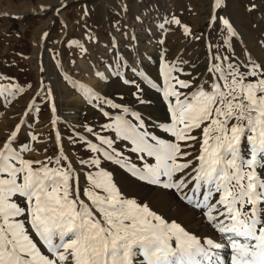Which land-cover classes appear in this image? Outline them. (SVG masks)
<instances>
[{
  "label": "snow or ice",
  "instance_id": "1",
  "mask_svg": "<svg viewBox=\"0 0 264 264\" xmlns=\"http://www.w3.org/2000/svg\"><path fill=\"white\" fill-rule=\"evenodd\" d=\"M223 4L214 0L216 9ZM221 19L225 47L207 45L206 75L186 72L178 58L164 62L162 86L149 81L167 103L169 122L157 125L166 138L149 131L140 114L75 81L73 88L110 121L100 132L113 134L85 125L93 142L75 133L70 142L86 158L74 164L59 132L55 155L45 149L43 159L27 158L39 151L38 136L20 142L24 123L12 131L0 147V264H264V65L227 54L237 34ZM168 23L192 35L179 19ZM23 92L0 87L9 102ZM32 110L39 112L34 104ZM117 140L127 142L139 165ZM106 162L173 190L215 236L197 235L126 195Z\"/></svg>",
  "mask_w": 264,
  "mask_h": 264
},
{
  "label": "rangeland",
  "instance_id": "2",
  "mask_svg": "<svg viewBox=\"0 0 264 264\" xmlns=\"http://www.w3.org/2000/svg\"><path fill=\"white\" fill-rule=\"evenodd\" d=\"M173 18L187 25L192 35L168 23ZM221 18L228 19L237 34L227 54L241 63L251 60L264 65V0H224L220 9L214 7V0H0V87L24 88L10 102L0 96V147L24 123L20 142L33 134L39 138L33 143L39 151L27 158L43 159L45 149L47 155H55L57 132L74 164L86 158L81 145L70 139L79 132L96 142L84 126L100 132V126L110 121L70 81L140 114L149 131L166 138L157 125L169 122L168 107L162 92L149 81L162 86L164 62L178 58L193 61L189 71L193 76L206 75L207 45L212 44L213 51L216 45L225 47ZM125 79L135 84H126ZM33 104L39 112L32 110ZM105 110L117 114L107 106ZM53 119L57 124H52ZM116 147L140 164L127 142L117 140ZM105 166L129 197L147 203L169 221L190 223L186 228L197 235L210 234L200 233L197 215H187L188 223L180 218L177 204L185 203L173 190L140 181L115 164Z\"/></svg>",
  "mask_w": 264,
  "mask_h": 264
},
{
  "label": "bare ground",
  "instance_id": "3",
  "mask_svg": "<svg viewBox=\"0 0 264 264\" xmlns=\"http://www.w3.org/2000/svg\"><path fill=\"white\" fill-rule=\"evenodd\" d=\"M196 54V53H195ZM186 62V65H187V68L185 69V71H191V68H192V64H193V61H185ZM182 66H185V65H182ZM191 66V67H190ZM152 70L153 69H151V72H152ZM182 78V77H181ZM183 78H185V77H183ZM105 81H108L107 80V78L105 79ZM104 84V83H103ZM105 85H107V83H105ZM101 86V85H100ZM111 86H113V85H110V87ZM109 87V86H108ZM166 102V101H165ZM167 104V103H166ZM127 118V117H126ZM149 119H151V118H149ZM162 124H164V123H162ZM177 203V202H176ZM179 205V207H177L176 209H178L180 212H181V214H182V217H180V218H182V219H185V221H187L186 220V216L187 215H189V216H193V215H197L198 216V219H197V225H196V227H198L199 225H201V228H200V233H202V234H205V233H210L211 235H213V236H215V233H213L211 230H210V228L207 226V224H205L204 225V223H203V221L201 220L202 218H200L201 216L199 215V213L196 211V210H194V209H192L190 206H187L186 204H177V206ZM175 215V213H172L170 216H172V215ZM169 217V216H168ZM191 218V217H190ZM182 219H181V221H182ZM189 221H187L186 223H188ZM189 225H190V223H188V225H186V226H188L189 227ZM195 225V224H194ZM184 226V225H183ZM185 226V227H186ZM195 227V226H194ZM200 227V226H199ZM198 227V228H199ZM195 229V228H194ZM199 231V230H198ZM196 232H197V230H196ZM209 234V235H210ZM200 235V234H199Z\"/></svg>",
  "mask_w": 264,
  "mask_h": 264
}]
</instances>
